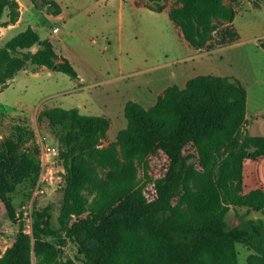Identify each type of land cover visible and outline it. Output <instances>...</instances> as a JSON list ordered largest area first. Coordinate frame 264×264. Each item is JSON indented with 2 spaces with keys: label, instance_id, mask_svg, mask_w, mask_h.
Instances as JSON below:
<instances>
[{
  "label": "trees",
  "instance_id": "trees-1",
  "mask_svg": "<svg viewBox=\"0 0 264 264\" xmlns=\"http://www.w3.org/2000/svg\"><path fill=\"white\" fill-rule=\"evenodd\" d=\"M147 1L149 10L162 11L161 0ZM39 2L53 15L61 12L54 0ZM6 10L10 22H16L17 0H0V21ZM234 16L224 0H177L168 13L195 49L206 48L219 24L232 23ZM259 46L264 51V42ZM27 63L79 81L72 63L31 27L0 45V84L6 85ZM246 99L235 77L196 76L183 89L166 88L148 109L127 102V125L106 146L101 141L110 126L107 118L78 108L42 111L48 125L63 133L64 187L56 227L50 207L31 213L39 257L35 264H235L237 244L264 258V190L242 195L238 189L245 160L264 156V136H250L244 128ZM21 138L0 143V220L13 223L17 218L10 194L27 179L36 182L41 169L35 156L19 150ZM156 155L165 158V170L148 194L146 183L134 178L133 166L146 169ZM101 169L114 174L97 179ZM231 207L262 217L231 227L226 220ZM43 236L59 239L61 246L70 240L81 259H63L60 248L40 241ZM29 252L30 236L21 224L13 240L0 226V264H30Z\"/></svg>",
  "mask_w": 264,
  "mask_h": 264
},
{
  "label": "rangeland",
  "instance_id": "rangeland-1",
  "mask_svg": "<svg viewBox=\"0 0 264 264\" xmlns=\"http://www.w3.org/2000/svg\"><path fill=\"white\" fill-rule=\"evenodd\" d=\"M54 1L61 8L59 15L51 14L39 0L36 6L30 0H17V21L10 22L8 10L0 21V45L28 27L35 28L41 39H47L53 25L58 27V34H54L59 40L57 47L67 53L82 78L74 81L57 70L27 63L6 85L0 84V143L21 134L19 150L29 151L41 167L36 182L27 179L10 194L17 222L0 220L9 240L15 238L20 224L24 234L30 236V264L39 258L34 253L37 238L32 231L31 213L50 207L51 223L56 227L64 187L60 157L63 133L48 125L42 111L52 107L78 108L82 114L107 118L110 126L101 141L106 146L115 142L117 133L127 125V102L148 109L172 85L183 89L196 76L229 75L246 90L249 135L264 136V51L259 46L264 42V0H224L236 11L234 23L219 24L203 49L190 46L169 20V10L177 5V0H161L157 3L163 6L161 12L149 10L147 0ZM7 24L17 25L5 30ZM36 49L34 46L30 51ZM41 146L52 147L55 152L43 154ZM165 162L162 155H156L150 158L146 169L133 166L134 178L146 183L148 194L153 180L164 174ZM113 174L101 169L97 179ZM257 188L264 190V156L245 160L238 189L243 195ZM92 195L93 191L89 196ZM260 217L245 207H231L226 220L234 227L242 220ZM40 241L60 248L63 259H81L70 240L62 246L53 237L43 236ZM235 246V264H264V258L252 248ZM5 250L6 247L1 254ZM77 264L83 263L77 260Z\"/></svg>",
  "mask_w": 264,
  "mask_h": 264
},
{
  "label": "crops",
  "instance_id": "crops-1",
  "mask_svg": "<svg viewBox=\"0 0 264 264\" xmlns=\"http://www.w3.org/2000/svg\"><path fill=\"white\" fill-rule=\"evenodd\" d=\"M134 4H135V2H133ZM235 17V16H234ZM233 23H234V20H233ZM14 25H17V24H7V26L6 27H4L5 28V30H7V29H9L10 27H13ZM53 27H55V25H53ZM52 27V28H53ZM33 29H35V28H33ZM36 30V29H35ZM37 31V30H36ZM54 34H56V33H52V30H51V33H50V35L47 37V39H49L50 41H51V43L53 44V46L55 47V49H56V51L60 54V55H62V56H64V57H66L71 63H72V61H71V59L68 57V55H67V53H65V51H63L62 49H60V47H57V42H59V40H57V38L54 36ZM58 34V33H57ZM41 39V38H40ZM41 40H43V39H41ZM57 41V42H56ZM72 65H73V63H72ZM74 66V65H73ZM78 74H79V72H78ZM16 76V75H15ZM79 79L80 80H82V78L80 77V74H79ZM80 80H79V82H80ZM242 84V83H241ZM247 94V93H246ZM246 102H247V99H246ZM53 108V107H52ZM245 119H246V122H245V124H247V122H248V114H247V109H246V115H245ZM246 129H247V132H248V124L246 125ZM249 134V133H248Z\"/></svg>",
  "mask_w": 264,
  "mask_h": 264
},
{
  "label": "built area",
  "instance_id": "built-area-1",
  "mask_svg": "<svg viewBox=\"0 0 264 264\" xmlns=\"http://www.w3.org/2000/svg\"><path fill=\"white\" fill-rule=\"evenodd\" d=\"M58 31H59L58 27L55 26L52 28V33H58ZM41 152L43 154H49V153L55 152V149L52 147H49V146H41ZM41 192H42V190H41Z\"/></svg>",
  "mask_w": 264,
  "mask_h": 264
}]
</instances>
